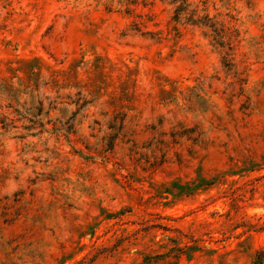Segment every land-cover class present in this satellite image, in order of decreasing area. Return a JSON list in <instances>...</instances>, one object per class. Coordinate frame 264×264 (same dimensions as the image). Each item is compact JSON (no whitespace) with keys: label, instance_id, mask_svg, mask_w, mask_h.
I'll list each match as a JSON object with an SVG mask.
<instances>
[{"label":"rangeland","instance_id":"obj_1","mask_svg":"<svg viewBox=\"0 0 264 264\" xmlns=\"http://www.w3.org/2000/svg\"><path fill=\"white\" fill-rule=\"evenodd\" d=\"M0 264H264V0H0Z\"/></svg>","mask_w":264,"mask_h":264}]
</instances>
